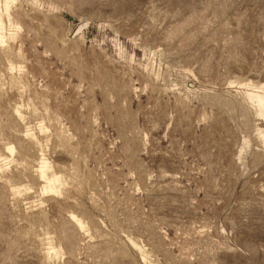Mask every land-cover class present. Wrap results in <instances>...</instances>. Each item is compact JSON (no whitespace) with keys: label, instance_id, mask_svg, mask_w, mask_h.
I'll return each mask as SVG.
<instances>
[{"label":"rangeland","instance_id":"rangeland-1","mask_svg":"<svg viewBox=\"0 0 264 264\" xmlns=\"http://www.w3.org/2000/svg\"><path fill=\"white\" fill-rule=\"evenodd\" d=\"M258 98L264 0H0V264H264Z\"/></svg>","mask_w":264,"mask_h":264},{"label":"bare ground","instance_id":"bare-ground-1","mask_svg":"<svg viewBox=\"0 0 264 264\" xmlns=\"http://www.w3.org/2000/svg\"><path fill=\"white\" fill-rule=\"evenodd\" d=\"M258 103H259V108L261 107V109L262 110H264V101H263V99L262 98H258ZM260 109V110H261ZM260 112V111H259ZM263 116V115H262ZM42 177H43V179L45 178V175H44V173L42 174ZM45 180V179H44ZM74 219H75V221L79 224L80 223V220L79 219H77L76 217H74ZM74 221V220H73ZM77 224V225H78ZM81 225V224H80Z\"/></svg>","mask_w":264,"mask_h":264}]
</instances>
